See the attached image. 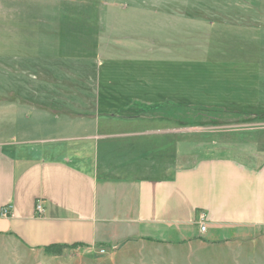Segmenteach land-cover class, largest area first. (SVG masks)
Listing matches in <instances>:
<instances>
[{
    "label": "rangeland",
    "instance_id": "374dc122",
    "mask_svg": "<svg viewBox=\"0 0 264 264\" xmlns=\"http://www.w3.org/2000/svg\"><path fill=\"white\" fill-rule=\"evenodd\" d=\"M77 72L100 78L102 112L126 106L128 115L149 117L164 111L166 123L181 130L182 164L192 139L206 140L195 147L202 157L235 156L230 146L243 140L264 147V133L237 131L264 129L262 90L257 94L264 79V0H0V123L6 135L44 140L55 132L50 119L28 122L11 108L27 105L28 94L36 98V87L51 77ZM50 86L60 90L58 82ZM166 96L170 103L162 104ZM200 107L239 115L199 119L192 112ZM212 232L202 235L216 244L131 241L53 252L0 234V264H264V232L228 241L231 232Z\"/></svg>",
    "mask_w": 264,
    "mask_h": 264
},
{
    "label": "crops",
    "instance_id": "0c3cea01",
    "mask_svg": "<svg viewBox=\"0 0 264 264\" xmlns=\"http://www.w3.org/2000/svg\"><path fill=\"white\" fill-rule=\"evenodd\" d=\"M61 75L36 87L40 107L28 94L27 105L11 108V114L25 115L28 122L44 125L43 119H50L55 132L44 140L22 139L6 135L5 122L0 123L1 235L44 249L54 244L116 248L129 240L216 244L202 234L231 232L232 238L223 240L228 241L264 232L260 141L231 145L235 156L202 157L195 147L206 140L192 139L191 155L182 164L181 130L166 123L164 111L149 117L143 111L128 115L126 106L102 112L100 78L78 72ZM56 82L60 90L55 93L50 84ZM258 82L262 89L257 87V94L262 90L263 98L264 79ZM165 99L162 104L170 103ZM237 131L264 133L261 128ZM38 143L50 145L34 147ZM38 202L44 205L42 215L36 212ZM5 206L12 209L8 218L1 216ZM201 214L206 215L205 233L198 225Z\"/></svg>",
    "mask_w": 264,
    "mask_h": 264
},
{
    "label": "trees",
    "instance_id": "16d2710c",
    "mask_svg": "<svg viewBox=\"0 0 264 264\" xmlns=\"http://www.w3.org/2000/svg\"><path fill=\"white\" fill-rule=\"evenodd\" d=\"M194 113L195 117L196 118H199V119H203L204 117H214V116H217L219 114L221 115H227V116H230V117H238L239 114L237 113H234V112H227V111H223V110H216V109H203V108H197V110H195V112L193 111L192 114ZM191 114V115H192ZM247 116V115H245ZM131 241H135V240H129L127 242H124L121 247H123L125 244H127L128 242H131ZM75 246V245H74ZM74 246H67V245H57V244H54V245H51V246H48L45 249L46 252H53V250H57V249H64V248H70V247H74Z\"/></svg>",
    "mask_w": 264,
    "mask_h": 264
},
{
    "label": "built area",
    "instance_id": "2783aa9c",
    "mask_svg": "<svg viewBox=\"0 0 264 264\" xmlns=\"http://www.w3.org/2000/svg\"><path fill=\"white\" fill-rule=\"evenodd\" d=\"M36 212L38 215H42L44 213V205L41 202H38L36 207ZM1 216L4 218H8L12 216V209L10 206H5L1 210ZM198 225L200 228L201 233H205L207 231V220L206 215L201 214L198 219Z\"/></svg>",
    "mask_w": 264,
    "mask_h": 264
}]
</instances>
